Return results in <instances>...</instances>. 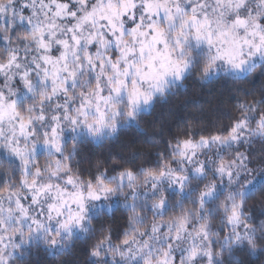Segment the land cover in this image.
Listing matches in <instances>:
<instances>
[{
    "label": "clouds",
    "instance_id": "9594fccd",
    "mask_svg": "<svg viewBox=\"0 0 264 264\" xmlns=\"http://www.w3.org/2000/svg\"><path fill=\"white\" fill-rule=\"evenodd\" d=\"M0 264H264V0H0Z\"/></svg>",
    "mask_w": 264,
    "mask_h": 264
}]
</instances>
